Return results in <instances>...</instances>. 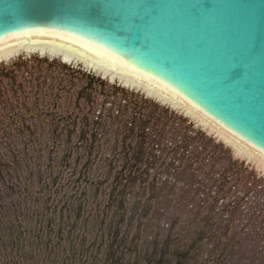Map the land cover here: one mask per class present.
Wrapping results in <instances>:
<instances>
[{
  "label": "rangeland",
  "instance_id": "obj_1",
  "mask_svg": "<svg viewBox=\"0 0 264 264\" xmlns=\"http://www.w3.org/2000/svg\"><path fill=\"white\" fill-rule=\"evenodd\" d=\"M138 110L142 115L137 114ZM145 121L149 133L145 136L144 149L139 148L137 154L144 150L146 157L150 151L158 157H166L167 151L157 147L159 134L161 146L168 149L174 148L177 142L187 144L190 137L195 139L194 146L207 145L206 153L200 154L198 162L188 165L184 171V167H178L168 173L166 165L161 166L160 161L149 170L150 179L155 176L165 178L173 185L171 194L176 192L173 197L178 201L179 209H174L173 203L171 210L162 216H151L152 210L137 224L127 213L123 219L117 212L113 214L117 211L116 206H109L101 212L109 202L105 199L108 189H101L97 199L91 198L92 209L86 213L85 224L80 223L81 228L71 237L74 247L53 249L13 244L9 237L0 236V264H228L227 261L235 264L240 257L245 264H264V232H258V227L264 225V218L247 213L242 198L251 181L248 172L254 171L264 183L263 162L257 156H244L218 130L198 116L187 113L185 108L174 107L141 88L125 85L82 63L64 62L61 57L37 51H21L0 59V123L11 126L8 136H29L22 133L21 126L37 124V135L43 140L57 139L64 143L68 139L72 142L82 139V130H86L87 138L101 144V150L96 148L94 154L120 155V145L114 151V143L125 138L139 139ZM127 122L134 125L131 135L125 131ZM64 126H69L72 134L63 130ZM197 131L210 140L200 138ZM218 154L220 159L216 158ZM123 155L119 156L122 160ZM171 155H167V162ZM187 157L185 155L184 160ZM229 160L237 161L240 169L223 179L220 173ZM135 188L132 186L126 191V197L123 196L127 199L125 207L128 211L134 202L143 203L141 196L149 194L144 195L145 190ZM216 188L217 196L214 195ZM229 201H234L237 207H227ZM99 204L102 205L99 207ZM151 207L155 208L154 201ZM173 215L178 217L176 226L169 220ZM148 219L152 228L142 230ZM189 219L196 220L194 226L197 229H207L205 236L212 233L211 238L205 237L208 241L204 240L201 248L195 247L188 236L192 231L199 233L188 227ZM115 220L120 222V231L115 234L119 238L114 239V234L107 232L103 236L100 224L114 223ZM247 220H251L250 225ZM226 225L230 226V232L236 229L240 234L244 233L245 243L234 245L235 241H224V244L220 241L222 244L218 246L220 227L226 228ZM136 227L140 235L137 246L130 245V249L124 250L117 248L121 236L131 241ZM233 248H237L235 253Z\"/></svg>",
  "mask_w": 264,
  "mask_h": 264
},
{
  "label": "water",
  "instance_id": "obj_2",
  "mask_svg": "<svg viewBox=\"0 0 264 264\" xmlns=\"http://www.w3.org/2000/svg\"><path fill=\"white\" fill-rule=\"evenodd\" d=\"M17 31L110 59L264 155V0H0V40Z\"/></svg>",
  "mask_w": 264,
  "mask_h": 264
},
{
  "label": "trees",
  "instance_id": "obj_3",
  "mask_svg": "<svg viewBox=\"0 0 264 264\" xmlns=\"http://www.w3.org/2000/svg\"><path fill=\"white\" fill-rule=\"evenodd\" d=\"M138 111L137 114L142 115L141 111ZM0 124V133L2 134L0 136V236L9 237L13 244L22 243L53 249L64 246L74 247L75 244H71V237L81 228L82 224H85L86 213L87 211L91 212L92 209L91 198L97 199L101 189H108L105 199L109 201L103 206L101 212L109 206H116L117 211L113 214L117 212V215L123 219L127 213L128 216H131L129 219H133L137 224L142 222L152 210L154 213L151 216H162L171 210L173 203L174 209H179V203L174 201L173 197L176 192L173 191L171 194L173 185L168 184L165 178L158 179L155 176L153 180L150 179L149 170L160 161L161 166L166 165L165 169L168 173L171 172V169L178 167H184V171L188 165H195L198 162V156L207 151L206 144L198 145V147L197 144L192 145L195 143V139L191 137L187 144L177 142L174 148L168 149L166 146H161L159 134L157 147L161 151H167L166 157L163 155L158 157L152 151L146 157L144 150L141 154H137L139 153L137 150L144 149L146 144L145 136L149 133L147 121L140 128L139 139L133 141L125 138L114 143V151L118 150L120 145V155L124 153L123 160L116 153L114 155L105 154V156L94 154L93 151L96 148L101 150V144L98 140L87 138L88 131L86 130H82V139L76 142L68 139L62 143L57 139L43 140L41 136L37 135L39 131L37 124H23L21 126L22 133H28L29 136L19 137L8 136L11 126ZM63 130L68 134L71 132L69 126H64ZM125 131L129 135L133 134L134 125L127 122ZM53 132L56 130L54 129ZM96 134L91 133V135ZM196 135H200L199 137L202 139L210 140L200 131H197ZM170 153L173 155L167 162V155ZM185 155L188 157L184 160ZM216 158L220 159L221 157L218 154ZM178 159L180 162H176ZM239 166L237 161L229 160L227 167L220 173V177L229 178L238 172ZM248 173L251 181L246 195L242 196L245 203L243 206L247 213H252L254 217L261 215L264 218V183L254 171ZM132 186H136L135 190L138 188L145 190L144 195L149 194L145 197L141 196L143 203L138 205V202H134L128 211L125 207L127 199L125 200L123 196L126 197V191L130 190L129 188ZM217 193L218 189L216 188L214 195L217 196ZM134 195L136 196L137 192L134 191ZM152 201L155 203V208L151 207ZM252 201L254 204H250ZM101 205L99 204V207ZM226 206L237 207L234 201H229ZM177 219L178 217L173 215L169 220L173 226H176ZM195 221L189 219L190 226L188 227L197 230L200 234L192 231L188 236L195 247L201 248L202 242L207 240L205 237L211 238L212 233L205 236L204 233L207 229H197L194 226ZM250 222L251 220L246 221L249 225ZM100 227L103 236L107 232L114 234V239L119 238L115 234L120 231V222L116 223V220L109 224L102 222ZM225 227H220L221 234L217 237L218 246L224 244V241H235L234 245L245 243L244 233L240 234L236 229L230 232V226L226 225ZM150 228H152V224L148 219V223L142 230L146 231ZM258 232H264V225L258 227ZM197 235L199 237L195 238ZM120 238L117 248L130 249V245L135 248L140 238L137 227L130 242L126 237L121 236ZM236 249L233 248L234 253L237 251ZM247 254L249 255L250 252ZM243 261L244 259L240 257L239 261L234 263L242 264ZM226 263L232 262L227 261Z\"/></svg>",
  "mask_w": 264,
  "mask_h": 264
},
{
  "label": "bare ground",
  "instance_id": "obj_4",
  "mask_svg": "<svg viewBox=\"0 0 264 264\" xmlns=\"http://www.w3.org/2000/svg\"><path fill=\"white\" fill-rule=\"evenodd\" d=\"M37 35H44L47 42H39L36 33L33 31H29L28 34L23 35L17 31L16 34L10 37L11 43H8L7 37L5 40H0V59L9 58L11 55L21 51H37L41 54L48 53L52 56L63 57L67 62H80L85 64L89 68H94L97 72L102 73L104 76H110L112 79H117L125 85L141 88L149 95L156 96L174 107L179 106L185 108L187 113L198 116L203 122L209 123L213 129L218 130L219 134L244 156H257L256 158L259 159L260 162H263L264 166V155H260L258 150L247 147L246 142H235L233 133H229V136L226 138L225 132H227V130L225 128H219V125L212 119L206 121L205 115L200 114L199 111H194L193 107L185 101L182 100L180 102L173 92H163V89H156L152 81H140L137 75L133 78L131 73L120 70L118 64L116 67H113L110 59H97L96 55L93 53L90 56L77 53V51H69L64 36L52 34L51 37H49L47 31H45V34L37 31Z\"/></svg>",
  "mask_w": 264,
  "mask_h": 264
}]
</instances>
